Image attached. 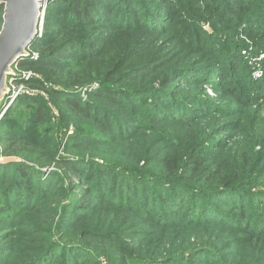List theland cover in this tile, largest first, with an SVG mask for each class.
Here are the masks:
<instances>
[{
    "label": "trees",
    "instance_id": "16d2710c",
    "mask_svg": "<svg viewBox=\"0 0 264 264\" xmlns=\"http://www.w3.org/2000/svg\"><path fill=\"white\" fill-rule=\"evenodd\" d=\"M263 4L48 0L42 36L30 43L38 59L16 63L43 79L25 84L55 86L48 92L62 111L52 125L41 98L20 96L0 120V264H264L262 254L227 261L181 232L215 225L264 236V189L244 191L264 186V165L249 152L222 161L209 136L162 128L203 116L186 103L197 104L205 84L264 116V55L251 50L264 52ZM2 15L0 5V27ZM255 66L263 75L253 80ZM93 81L81 98L75 88Z\"/></svg>",
    "mask_w": 264,
    "mask_h": 264
},
{
    "label": "rangeland",
    "instance_id": "374dc122",
    "mask_svg": "<svg viewBox=\"0 0 264 264\" xmlns=\"http://www.w3.org/2000/svg\"><path fill=\"white\" fill-rule=\"evenodd\" d=\"M39 1L43 2V4L45 1L46 4L43 5V7L45 6L46 10L48 0ZM262 9L264 10V4L262 5ZM41 11L42 8L40 10V13ZM200 12L203 15L207 14V11L203 6H201ZM209 28V25L203 26V29L206 31H208ZM236 40L238 42L242 41L244 43H250L248 41V38H246V36H244L242 33L237 35ZM28 49V57L31 60L36 61L39 56L38 52L31 48ZM251 50L257 51L256 56L258 57L255 56L254 58H260L264 55V52L259 51L255 46H253ZM241 51L243 58L251 52L250 49L245 50L246 53L243 50ZM33 54L37 55V58H32ZM16 62L9 67L10 72L8 71V73L6 74L5 90L2 92L0 98V120L8 110V108L15 101L14 100L11 104H8L9 96H11L13 93H16L20 87L19 94L16 99L20 96L29 98H41L44 101L46 107L49 109L50 123H52V125H56L57 119L60 117L62 109L60 108V106H58V104L60 103L54 102L51 94L48 92L49 88L55 86L52 83H47L45 81L43 87L25 84V82H28L33 77L42 81L43 79L41 78V75H39V73L33 72L32 70H19L17 68ZM253 69L254 70L250 72L253 80L258 79L263 75L260 67L255 66ZM28 74L29 78L26 79ZM242 84V78H233V85L231 86V88L235 93L242 92L243 96L246 97L245 92L250 93V90L243 88L244 86H242ZM93 86H98V82L93 81L89 84L75 89L76 91H78L79 96L85 99V92L91 91V88ZM202 89L204 91V95H198L197 104H194L193 102H187L186 105L190 107H193L195 105L198 106L201 110H203V116L198 115L196 118H194V120L190 119L189 122H173L176 126H172V124H163L162 128L165 131L174 132L173 136L177 135V128L180 130L181 135L191 136L195 131V133L205 134V136H209L211 139L210 143H214V149L217 151V153L221 154L220 159H222V161H229L232 156H235L236 152H249L248 157L251 160L254 158H258V160L261 161V164L264 165V157L256 152L257 144H255L256 141L253 139L254 135L258 133L256 130L257 127L264 130V128H262V126H264V116H262L260 112L257 113L254 107H251L252 109L248 108L247 104L242 107L234 99L227 98L222 91L215 87H212V85L205 84L203 85ZM241 100H243V98H241ZM73 130V125H68L66 129L65 127H63L61 137L62 144L60 150L63 149L68 134ZM202 130H204L205 132L199 133ZM1 147L2 144L0 143V148ZM61 152L62 151H60L58 155L62 156L63 154ZM9 159L11 160L13 158L10 157ZM0 162H3V160L0 159ZM50 168L54 169L55 167H53L52 165ZM50 168L48 169L50 170ZM57 169L60 171L58 167ZM261 189L263 190L264 186L253 185L250 187H245L244 191L250 193L253 192L252 190L256 192ZM181 232L197 233L194 241L190 239L189 243L188 241H186L185 244L193 243L195 246L206 243L209 246L215 248L216 253H219L225 260L230 262L240 263L242 260L248 259V257H254L256 254H262L264 256V250L261 249L262 245H264V242L262 243L261 239H264V236L252 238L249 240L244 235V232L224 230L215 225L200 227L197 231L183 229L181 230ZM241 236L244 237V240L240 241L238 239H243L240 238ZM177 245L178 244L176 243L173 245V247L175 248ZM100 264H109V262L105 260L104 257H100Z\"/></svg>",
    "mask_w": 264,
    "mask_h": 264
},
{
    "label": "water",
    "instance_id": "95a60500",
    "mask_svg": "<svg viewBox=\"0 0 264 264\" xmlns=\"http://www.w3.org/2000/svg\"><path fill=\"white\" fill-rule=\"evenodd\" d=\"M39 0H0L3 6L0 27V98L5 90L9 67L27 55L34 39L40 10L45 5ZM10 72V71H9Z\"/></svg>",
    "mask_w": 264,
    "mask_h": 264
},
{
    "label": "built area",
    "instance_id": "2783aa9c",
    "mask_svg": "<svg viewBox=\"0 0 264 264\" xmlns=\"http://www.w3.org/2000/svg\"><path fill=\"white\" fill-rule=\"evenodd\" d=\"M44 12H45V6L42 8V11H41V14H40L41 18L38 20V21H40V23H39V25L37 27V32H36V35H35V37H37V38H40L41 34H42V29H43L42 25H43V20H44ZM28 56H29V53L27 51L26 57H28ZM32 58H37V55L33 54ZM28 78H29V74L27 75L26 79H28ZM19 89H20V87H19ZM19 89H18V91L16 93H13L11 96H9L8 104H11L16 99V97L19 94Z\"/></svg>",
    "mask_w": 264,
    "mask_h": 264
},
{
    "label": "bare ground",
    "instance_id": "6f19581e",
    "mask_svg": "<svg viewBox=\"0 0 264 264\" xmlns=\"http://www.w3.org/2000/svg\"><path fill=\"white\" fill-rule=\"evenodd\" d=\"M42 8H43V7H42ZM39 15H40V14H39ZM40 18H41V16L38 17V20H39ZM37 23H38V25H39L40 21H38ZM37 27H38V26H37ZM34 38H35V37H34ZM28 48H29V47L25 48V51H28V50H29ZM26 49H27V50H26ZM24 57H26V56H24ZM20 58H21V57H20ZM22 58H23V57H22ZM14 99H15V98H14Z\"/></svg>",
    "mask_w": 264,
    "mask_h": 264
}]
</instances>
